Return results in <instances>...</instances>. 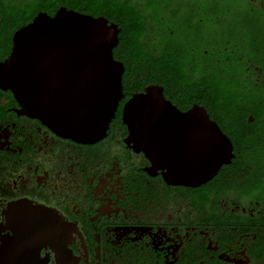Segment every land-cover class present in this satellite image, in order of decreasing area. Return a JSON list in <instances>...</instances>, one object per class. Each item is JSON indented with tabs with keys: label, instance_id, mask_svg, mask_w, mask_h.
<instances>
[{
	"label": "flooded vegetation",
	"instance_id": "flooded-vegetation-1",
	"mask_svg": "<svg viewBox=\"0 0 264 264\" xmlns=\"http://www.w3.org/2000/svg\"><path fill=\"white\" fill-rule=\"evenodd\" d=\"M256 1L249 0L257 9ZM40 2L0 0V29L6 5L33 13ZM110 2L95 17L118 31L113 57L124 66L123 95L103 139L84 143L59 135L24 114L13 92L0 87V251L8 250V238L30 230L39 237L37 264H264V117L248 114L254 133H243L238 145L195 88L168 79L174 72L195 83L209 74L234 55L228 52L232 29L242 25L228 20L219 0ZM85 4L49 0L40 12L53 16L66 7L92 15ZM131 24L142 25L141 50L129 45L136 33ZM2 33L0 63L11 53ZM135 55L147 56L142 67H131ZM239 56L248 60L245 52ZM166 57L175 70H167ZM177 60L185 62L184 71ZM249 66L248 82L239 88L244 94L264 80L259 65ZM149 86L162 88L182 113L202 107L232 141L229 162L206 181L196 185L193 175L199 155L209 162L199 133L207 129L199 125L204 120L170 119L159 160L136 150L124 109Z\"/></svg>",
	"mask_w": 264,
	"mask_h": 264
},
{
	"label": "water",
	"instance_id": "water-1",
	"mask_svg": "<svg viewBox=\"0 0 264 264\" xmlns=\"http://www.w3.org/2000/svg\"><path fill=\"white\" fill-rule=\"evenodd\" d=\"M117 34L104 17L66 7L53 16L40 12L13 34L11 53L0 63V87L13 92L24 114L40 119L59 135L84 143L99 141L107 135L123 95L124 66L113 57ZM185 117L204 120L199 125L207 127L199 129L209 162L199 155L193 174L198 185L233 155L232 141L207 112L195 106L182 113L157 86L136 94L124 109L136 150L150 152L154 161L160 158L163 129L170 119ZM38 239L30 230L8 238L0 264H37Z\"/></svg>",
	"mask_w": 264,
	"mask_h": 264
},
{
	"label": "trees",
	"instance_id": "trees-1",
	"mask_svg": "<svg viewBox=\"0 0 264 264\" xmlns=\"http://www.w3.org/2000/svg\"><path fill=\"white\" fill-rule=\"evenodd\" d=\"M40 7L33 13L30 11H25V9L16 7L5 6L6 15L4 16L5 24L2 25L0 29V35L5 33L7 38V46L10 52L11 46L13 44V34L16 30L22 26L28 24V22L36 16L40 10H45L46 3L49 0H38ZM64 1V0H56ZM66 1V0H65ZM82 3H86L83 6L89 8L84 12H89L94 16L98 15V8L101 10L105 7V10H110L111 0H80ZM38 5V6H39ZM92 5V7H90ZM101 6V7H100ZM104 6V7H103ZM260 24H257L256 8L253 6L250 8V12H247L248 24H240L236 28H233L232 34L233 38L229 44L228 52L229 59L223 58L217 63L213 70L196 80L197 82H187L185 75H180L172 72V76L168 75L170 78V84L181 85L182 83L191 85L197 90V99L202 103H206L208 110L212 115L219 119L222 127L225 131L230 134L238 145L242 144V134L254 133L253 128L248 125L247 116L249 113H253L258 119L264 117V108L260 107V103L264 104V80L260 86L256 84H250L246 87V93L239 91V88L248 82L245 79V75L250 73L249 61L260 66L262 70V76L264 77V0L260 3ZM30 16L28 20L25 17ZM2 16V17H3ZM141 24H131V27L136 30L135 40L130 42V47L143 49V45L140 43L141 40ZM244 26V27H243ZM139 28V30H137ZM244 32H241V29ZM245 38V40H243ZM245 48V50H244ZM245 52L247 54L248 60L245 58H240L239 53ZM147 56L135 57L131 60L132 66H140L141 63L145 62ZM178 70L184 71L186 67L185 62L177 60ZM167 70H175L172 65H169L170 59L166 57ZM135 67V68H136ZM189 83V84H188ZM264 106V105H263ZM260 124V120L258 121ZM256 128V127H255Z\"/></svg>",
	"mask_w": 264,
	"mask_h": 264
},
{
	"label": "rangeland",
	"instance_id": "rangeland-1",
	"mask_svg": "<svg viewBox=\"0 0 264 264\" xmlns=\"http://www.w3.org/2000/svg\"><path fill=\"white\" fill-rule=\"evenodd\" d=\"M219 1L221 6L225 9V11L227 12L228 10L227 13L228 20L231 23L235 22V24H248L247 12L249 13L250 8L252 7V4L250 5L249 0H219ZM256 2L257 4H259L258 0ZM260 7L261 6H258L256 9L257 24H260V15H261Z\"/></svg>",
	"mask_w": 264,
	"mask_h": 264
}]
</instances>
